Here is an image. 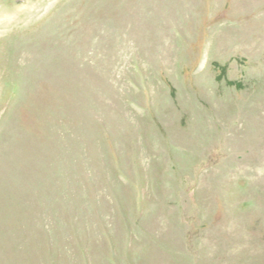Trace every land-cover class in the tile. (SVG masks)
Wrapping results in <instances>:
<instances>
[{
    "label": "rangeland",
    "instance_id": "obj_1",
    "mask_svg": "<svg viewBox=\"0 0 264 264\" xmlns=\"http://www.w3.org/2000/svg\"><path fill=\"white\" fill-rule=\"evenodd\" d=\"M0 264H264V0H0Z\"/></svg>",
    "mask_w": 264,
    "mask_h": 264
}]
</instances>
